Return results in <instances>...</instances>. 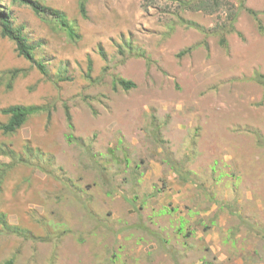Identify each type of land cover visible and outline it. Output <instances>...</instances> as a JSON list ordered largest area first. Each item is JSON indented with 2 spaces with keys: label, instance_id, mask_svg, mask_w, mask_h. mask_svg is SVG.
Listing matches in <instances>:
<instances>
[{
  "label": "rangeland",
  "instance_id": "374dc122",
  "mask_svg": "<svg viewBox=\"0 0 264 264\" xmlns=\"http://www.w3.org/2000/svg\"><path fill=\"white\" fill-rule=\"evenodd\" d=\"M34 1L79 37L0 0L47 70L0 34V123L12 104L49 110L0 131V147L38 150L0 185V212L21 231L0 229V264H264V0L179 13L197 28L173 0H84L85 16L79 0Z\"/></svg>",
  "mask_w": 264,
  "mask_h": 264
},
{
  "label": "trees",
  "instance_id": "16d2710c",
  "mask_svg": "<svg viewBox=\"0 0 264 264\" xmlns=\"http://www.w3.org/2000/svg\"><path fill=\"white\" fill-rule=\"evenodd\" d=\"M20 3L28 5L32 11L35 14H41L46 13L49 16L52 17V19L55 21L57 26L64 30L66 35L70 39H76L79 37V35L76 33V30L73 27V24L67 20L66 15L58 10L53 9L44 5L39 4L38 2L34 0H19ZM173 2L176 5V12L175 17L179 23H184L185 25H188L190 27H198L197 24H195L192 21L185 20L180 16V12L184 10H203L206 12H213L215 9H217L220 4L222 3V0H173ZM240 7H243V0L240 1ZM79 13L81 16H85V3L84 0H79ZM245 10L249 13H251L255 18V12L245 8ZM237 12L234 11L232 13H229V16L226 17V23L224 26L225 30L222 31L218 36V44L226 48V37L225 34L228 32L234 31V21L236 20ZM257 26L259 31H262L263 28L259 21H257ZM172 26H170V29ZM0 34L3 37H7L14 43L15 51L18 56L23 57L24 59L31 61L35 64L37 70L42 75H47L46 66L41 61H35L33 58V51H34V45L31 44L25 34L23 33L22 26H16L13 24L12 20L10 19V16L8 13H4L0 11ZM237 34H239L237 32ZM204 46L207 47V44L204 43ZM189 49V48H188ZM188 49L183 50L179 53V55L185 53L188 51ZM92 62L91 59L88 58L87 60V75H89L91 71ZM16 72V71H15ZM59 80H69L70 77L65 76L61 70L57 73ZM255 79L258 83L264 85V75L262 74H256ZM114 87H119L122 90H129L135 86V83L131 80H127L124 78H115L113 81ZM46 112L47 116H49V110L46 106L37 105V104H12L7 107H4L1 109V113L6 116V120L2 123H0V131L3 134L12 133L15 130H17L19 127L23 125V123L32 115ZM64 114L65 119L67 122V127L69 130V133L67 134L68 141L73 140V134H72V124L70 121V114L68 111V108L64 107ZM35 153L38 154V150H35ZM31 147L25 146L23 153H17L13 149L10 148H3L0 147V154H4L7 157H9V162L2 163L0 162V185L3 181V178L8 171L9 168H11L13 165L18 163H25V164H31L30 155L35 154ZM0 229L12 233H18L20 234L21 231L14 227L10 226L6 222L5 215L0 212ZM12 259L8 260L6 264H11Z\"/></svg>",
  "mask_w": 264,
  "mask_h": 264
}]
</instances>
